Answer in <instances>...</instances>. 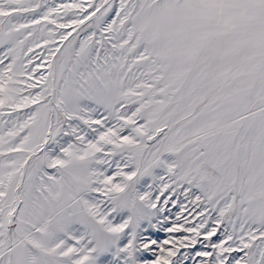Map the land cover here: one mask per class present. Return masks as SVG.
Masks as SVG:
<instances>
[{
    "label": "snow or ice",
    "instance_id": "obj_1",
    "mask_svg": "<svg viewBox=\"0 0 264 264\" xmlns=\"http://www.w3.org/2000/svg\"><path fill=\"white\" fill-rule=\"evenodd\" d=\"M189 261L264 264V0H0V264Z\"/></svg>",
    "mask_w": 264,
    "mask_h": 264
},
{
    "label": "rangeland",
    "instance_id": "obj_2",
    "mask_svg": "<svg viewBox=\"0 0 264 264\" xmlns=\"http://www.w3.org/2000/svg\"><path fill=\"white\" fill-rule=\"evenodd\" d=\"M57 3L61 2V0H56ZM65 2H72V0H65ZM186 203V202H185ZM169 208L171 209V212L173 214L172 218H175V213L178 212L180 209L178 207H172V205H169ZM187 213H185L186 215ZM189 219L191 220V217H189ZM182 222V221H181ZM194 223V222H193ZM161 236H163V233H160ZM188 264H192L191 261L188 262Z\"/></svg>",
    "mask_w": 264,
    "mask_h": 264
}]
</instances>
